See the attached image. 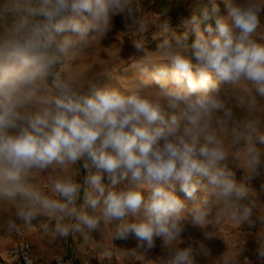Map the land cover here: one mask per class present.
Segmentation results:
<instances>
[{"label":"clouds","instance_id":"clouds-1","mask_svg":"<svg viewBox=\"0 0 264 264\" xmlns=\"http://www.w3.org/2000/svg\"><path fill=\"white\" fill-rule=\"evenodd\" d=\"M225 6L221 15L215 0L211 7L196 0L184 21L195 34L190 42L188 32L172 30L168 9L154 21L137 0H0V214L7 231L44 217L60 238L88 241L111 225L110 247L98 246L107 258L139 254L113 243L134 236L138 249L162 241L154 264H194L192 245L180 246L189 225L205 239L225 219L264 229V202L251 187L264 173V38H257L264 0ZM117 16L124 32L155 28V50L132 41L140 79L118 80L119 87L113 77L78 79L75 65ZM255 241L260 264L264 231ZM200 251L209 254L203 244ZM215 264L238 262L226 251Z\"/></svg>","mask_w":264,"mask_h":264},{"label":"rangeland","instance_id":"rangeland-1","mask_svg":"<svg viewBox=\"0 0 264 264\" xmlns=\"http://www.w3.org/2000/svg\"><path fill=\"white\" fill-rule=\"evenodd\" d=\"M153 1L154 0H137V3L142 6V10L146 16L150 17L154 21H159L161 13L152 8ZM209 1V3H211V0ZM215 3L219 5L220 14L226 15L227 9L225 6V0H215ZM169 16L172 30L177 35H180L181 31L188 32L189 40L191 42V40L194 39L195 34L190 26H185L184 21L187 20V18H173L170 14ZM208 23H212L213 26H215L214 20L209 21ZM124 31L125 29L123 27L121 17H115L113 30L108 33L106 38L102 40L97 38L94 41L91 45L92 51L82 56L75 65L73 69L74 75L80 80H85L94 74L105 78L113 77L115 79H113L111 83L117 87L120 86L118 80L123 82L124 78L138 81L141 77V72L138 68H134L133 65L135 63V57L140 56L141 53H137L132 41L143 40L149 50H155L157 44L159 43V39H154L155 28L150 29L148 33ZM257 38H264V23H262L261 29L258 31ZM151 86L157 87L154 81ZM83 174L84 173L82 171L78 179L82 180ZM243 175V170H236V177L238 180L241 179ZM41 183L44 185L49 184V177L47 175L42 176ZM251 187L256 192L257 197L264 202V173L253 179ZM176 194L182 199H185L184 194L179 190V185H177ZM196 195V202H198L200 198H202L203 193L198 191ZM187 203L191 206L194 202L187 201ZM2 219L3 214H0V258L1 253L4 254V237L9 235L18 236L17 232H9L5 229ZM46 220L47 219L44 217H39L32 222L31 226H28L27 228L33 229L35 225L42 224L46 222ZM19 227L27 229L23 224H20ZM261 231H264V229L259 226L256 229H249L247 225L236 224L225 219L222 224L212 225L210 235L215 237L205 239L201 229L189 225L188 230L183 234L184 243L180 246L187 247L189 244L192 245L194 248V264H215V261L226 251H229V254L237 258L238 264H257L255 254V248L257 245L255 240ZM123 241L128 243L130 249H135L139 253L132 254L133 258L130 264H154L152 260H155L158 256L163 254V250L161 248L162 241L159 238L155 240V247L150 250L138 249L137 245L139 242L134 236ZM201 244H203L205 249L208 251V255H205L202 251H200ZM245 246L248 251L245 255H240L239 249ZM0 264L7 263L0 261ZM260 264H264V262H260Z\"/></svg>","mask_w":264,"mask_h":264},{"label":"crops","instance_id":"crops-1","mask_svg":"<svg viewBox=\"0 0 264 264\" xmlns=\"http://www.w3.org/2000/svg\"><path fill=\"white\" fill-rule=\"evenodd\" d=\"M48 224L49 230L45 231L43 225ZM51 221L46 220L42 224H37L33 229H24V237L33 244L34 251L46 260L51 261L57 252L66 253L75 256V264H130L132 262V254L126 260H122L118 254L112 258H107L99 253V245L106 248L111 245L112 226L106 225L102 227V232L92 233V239L85 241L82 236L70 235L68 238H60L51 229ZM18 235V234H17ZM20 239V236L9 235L4 237V254L1 253V262L7 264H22L17 254H10L7 248ZM118 248L129 249L128 243L123 240H114L113 242Z\"/></svg>","mask_w":264,"mask_h":264},{"label":"built area","instance_id":"built-area-1","mask_svg":"<svg viewBox=\"0 0 264 264\" xmlns=\"http://www.w3.org/2000/svg\"><path fill=\"white\" fill-rule=\"evenodd\" d=\"M20 228L21 231L17 232L20 239L10 245L7 248V251L10 254H17L20 257L22 264H28V260L31 261V264H75L74 255H67L62 252L55 253L51 261L46 260L34 251L32 242L24 237V229L22 227ZM25 254H27V260L25 259Z\"/></svg>","mask_w":264,"mask_h":264},{"label":"trees","instance_id":"trees-1","mask_svg":"<svg viewBox=\"0 0 264 264\" xmlns=\"http://www.w3.org/2000/svg\"><path fill=\"white\" fill-rule=\"evenodd\" d=\"M209 0H201V7L208 6L211 7V3H209ZM196 3V0H154L152 2V8L157 12H162L163 9H168L170 11V15L173 16V18L176 17H183L190 19L192 15V6ZM205 25H201V28L203 29ZM181 34L184 33V31L180 32Z\"/></svg>","mask_w":264,"mask_h":264}]
</instances>
